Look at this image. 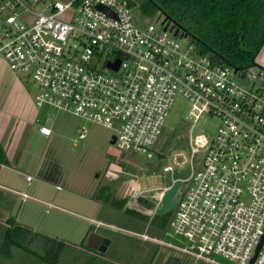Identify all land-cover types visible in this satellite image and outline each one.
Listing matches in <instances>:
<instances>
[{
    "label": "built area",
    "instance_id": "built-area-1",
    "mask_svg": "<svg viewBox=\"0 0 264 264\" xmlns=\"http://www.w3.org/2000/svg\"><path fill=\"white\" fill-rule=\"evenodd\" d=\"M157 22L137 27L131 0H0V58L32 75L36 105L54 107L55 119L68 111L112 127L123 153L145 158L157 154L176 94L186 96L197 113L191 156L176 152L164 171L188 183L169 233L192 247L153 239L215 264L223 263L213 255L250 264L261 243L253 264H264V64L236 71ZM118 59V70L107 66ZM204 112L220 120L212 138L195 124ZM39 131L50 136L53 129ZM188 162L193 174L181 179L176 166Z\"/></svg>",
    "mask_w": 264,
    "mask_h": 264
},
{
    "label": "rangeland",
    "instance_id": "rangeland-1",
    "mask_svg": "<svg viewBox=\"0 0 264 264\" xmlns=\"http://www.w3.org/2000/svg\"><path fill=\"white\" fill-rule=\"evenodd\" d=\"M132 16L140 28L151 21L138 4L132 7ZM157 16L160 17L157 22L160 27L163 18L160 13ZM180 40L186 43L188 38ZM256 61L260 63L262 57H257ZM11 71L40 90L31 74ZM4 77L0 69V78ZM11 100L9 112L21 103L17 96ZM52 109L57 112L54 107ZM196 114L192 102L182 93H177L155 146V152L163 154L164 158H159L156 153L146 158L135 152L123 153L116 143H112L114 128L72 112L60 111L56 119L42 120L41 123L55 126L54 139L48 143L44 139L30 138L25 149L17 152L18 163L13 161L10 166L0 165V222L12 221L30 228L32 234H28L25 243L41 252L44 249L53 254L62 252V264H71L70 257L74 254L75 257L80 254L87 257L85 238L91 232L112 239L105 256L116 264H166L171 255L180 258L179 264H215L155 241L164 235L151 236L147 228L144 234L148 238L143 237V233L133 229L134 223L130 218L119 217L115 209L102 205L96 199L98 188L109 184L117 197H129L128 206L134 208V201L139 202L133 186L138 184L145 196L156 204L160 202L164 187L175 182L174 174L164 171V166L173 164L176 152L184 151L191 156V124ZM195 124L208 138H212L218 132L220 120L204 112ZM84 127L87 129L86 137L80 139ZM41 156L43 168L36 172L35 166ZM200 156L196 158L195 168L199 166ZM193 169L190 162L182 167L176 166L181 179L190 178ZM27 175H32L33 181H27ZM187 185L184 180L175 197L177 202ZM164 239L192 247L189 240L176 238L169 232ZM13 255L11 260H4L5 263L33 264V257L17 247L13 248ZM213 258L223 264H238L219 255H213Z\"/></svg>",
    "mask_w": 264,
    "mask_h": 264
},
{
    "label": "trees",
    "instance_id": "trees-1",
    "mask_svg": "<svg viewBox=\"0 0 264 264\" xmlns=\"http://www.w3.org/2000/svg\"><path fill=\"white\" fill-rule=\"evenodd\" d=\"M135 4L151 20L158 17V13L163 19L167 18L166 23L170 22L174 27L173 32L179 30L177 36L187 37L198 53L210 56L215 62L245 70L256 64L264 47V0H131V6ZM8 162L7 152L0 142V163ZM96 199L115 209L119 217L130 218L135 231L144 234L147 228L151 236L166 233L174 212L150 215L131 208L128 206L129 197H117L109 184L98 188ZM138 202L148 209L156 207V202L147 196H139ZM31 231L12 221L0 222V264H7L5 261L13 258L14 247L33 257V264L63 263L62 252L53 254L47 249L41 252L25 243ZM70 262L116 264L90 253L87 257L83 254L75 257L74 254Z\"/></svg>",
    "mask_w": 264,
    "mask_h": 264
},
{
    "label": "crops",
    "instance_id": "crops-1",
    "mask_svg": "<svg viewBox=\"0 0 264 264\" xmlns=\"http://www.w3.org/2000/svg\"><path fill=\"white\" fill-rule=\"evenodd\" d=\"M262 55H264V47L259 54V56L262 57L261 63L264 64V56ZM0 69L5 74L4 78H0V142L6 150L9 160L6 164L0 163L1 167H4L5 165L10 166L13 161L17 163L20 161L17 152L18 150L25 149L24 147L27 146L30 138L44 139L48 143L54 139L55 126L41 123V121L47 118L55 119V110L48 105L41 107L37 106L36 96L39 90H37V88L34 89L30 82L21 79L12 72L8 63L3 58H0ZM16 96L21 99V103L17 108H13L14 111L9 112L11 99ZM42 125L50 126L53 129L50 136L40 133L39 130ZM42 168L41 156L39 162L35 166L36 172ZM33 178L27 181L31 182ZM0 186H2L1 183Z\"/></svg>",
    "mask_w": 264,
    "mask_h": 264
},
{
    "label": "water",
    "instance_id": "water-1",
    "mask_svg": "<svg viewBox=\"0 0 264 264\" xmlns=\"http://www.w3.org/2000/svg\"><path fill=\"white\" fill-rule=\"evenodd\" d=\"M101 8L104 9V10H107V9H105V7L104 8L101 7ZM159 19H160V17H156L155 18V20H158V21H159ZM166 21H167V18H164V19L161 20L160 24L161 25H164V29L165 30L170 29V31H173L174 27L172 25L170 26V22L169 23H166ZM178 32H179V30H177L174 34L175 35H178ZM179 37L182 38L183 36H179ZM119 65H120V60L119 59L116 60V61H114V62H108V64H107V66L109 68L114 69V70H118ZM237 70L238 69H236V71ZM245 83L246 84H249L250 82H249V80H247ZM258 84L261 85V82H258ZM194 131H198V128H195ZM115 141H116V137L113 136L112 143H115ZM157 155L159 156V158H164L165 157L163 154H161L159 152H157ZM173 177L176 179V181L173 183V185L171 187H169L164 192V194H163V196L161 198V202H160V206L159 207L148 210L143 205L137 203V200L134 201V202H136L134 204L135 206H132L131 205L132 207L137 208L138 210H140V211H142L144 213L150 214V215H154V214H160V215H162V214H164V213H166V212H168L170 210H173L174 211L173 212V215H172V217H171V219L169 221L167 231L164 234V236L162 237L163 240H164V237L166 236V234L169 231V228H170V225H171V221H172L173 216L175 214V211H176V208H177V204H178V202L176 201L175 197H176V195H177V193H178V191H179V189L181 187V181L177 179L178 178V173L176 172ZM186 190H187V188L185 189L182 197L184 196ZM263 240H264V237H263ZM109 243H110V239L105 238L104 239V242H103V246L100 249L101 252H105V250L107 248L106 245L109 244ZM260 246H261V243L258 246V248L256 250V253H255L254 257L252 258L250 264H253V262H254V260H255V258L257 256V254H258V251L260 249ZM179 263H180V258H178L177 256H174V255H171L168 258L167 262H166V264H179Z\"/></svg>",
    "mask_w": 264,
    "mask_h": 264
},
{
    "label": "flooded vegetation",
    "instance_id": "flooded-vegetation-1",
    "mask_svg": "<svg viewBox=\"0 0 264 264\" xmlns=\"http://www.w3.org/2000/svg\"><path fill=\"white\" fill-rule=\"evenodd\" d=\"M112 232H116V231H112ZM105 238H108V237L103 236V235H101V233H97V232H91L90 234H88L85 238V239H87V241H86L87 245L85 246L87 249V253H91V254L99 256L103 259H107L105 256V253H107L109 251V247L112 243V239L109 237L110 243L106 245L107 248H106L105 252H101L100 249L103 246V242H104ZM81 246H84L83 243L81 244Z\"/></svg>",
    "mask_w": 264,
    "mask_h": 264
}]
</instances>
